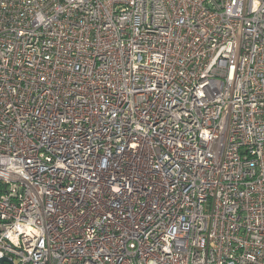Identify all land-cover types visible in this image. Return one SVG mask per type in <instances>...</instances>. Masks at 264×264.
<instances>
[{"label":"built area","instance_id":"2783aa9c","mask_svg":"<svg viewBox=\"0 0 264 264\" xmlns=\"http://www.w3.org/2000/svg\"><path fill=\"white\" fill-rule=\"evenodd\" d=\"M0 264H264V0H0Z\"/></svg>","mask_w":264,"mask_h":264},{"label":"water","instance_id":"95a60500","mask_svg":"<svg viewBox=\"0 0 264 264\" xmlns=\"http://www.w3.org/2000/svg\"><path fill=\"white\" fill-rule=\"evenodd\" d=\"M3 262V261H2Z\"/></svg>","mask_w":264,"mask_h":264}]
</instances>
